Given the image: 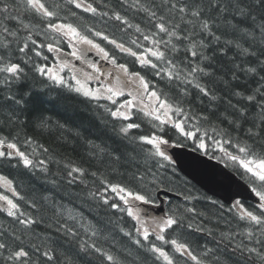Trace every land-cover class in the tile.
I'll return each mask as SVG.
<instances>
[{
  "label": "snow or ice",
  "instance_id": "1",
  "mask_svg": "<svg viewBox=\"0 0 264 264\" xmlns=\"http://www.w3.org/2000/svg\"><path fill=\"white\" fill-rule=\"evenodd\" d=\"M69 3L77 9L97 14V8L92 4L80 0H69ZM133 7L146 15L148 28L142 30L137 24L135 29L144 41L151 42V47L138 53L101 31L91 28L88 31L120 52L135 57L142 69H151L154 77L174 88L175 95L163 92L139 71L130 72L127 65L118 64L115 56L72 23L52 22L58 18L59 4L45 0H0V116L3 117L0 119V158L9 162L17 159V166L22 164L31 172L38 171L43 174L45 184L50 185L44 190L46 194L42 193L38 199L25 200L12 187L11 181L0 177L6 181L13 197L24 201L30 210L23 211L17 199L0 194V201L4 202L0 209L18 225L10 232L0 231V264H124L119 251L112 250L114 245L105 248L95 239L99 229L91 222L88 228L77 226L76 216L61 202L64 199L60 196L62 185L87 187V177L99 180L101 185L100 189L87 195L125 213L134 221L130 230L123 227L118 230L138 250L150 254L153 264L160 260L165 264H181L184 258L194 264H264V0H150L147 5L136 0ZM72 15L76 14L73 12ZM99 15L107 16L108 13ZM113 16L128 28L133 27L120 12H113ZM50 32L69 37L76 44L89 45L109 60L114 72L102 73L96 64L89 63L97 75L85 73L87 80L97 81L101 75H107L110 77L107 83L92 89L74 75L77 86L73 88L63 76L46 65H37L33 56L41 57L44 48L48 52L57 50L53 43L39 42L41 37L46 41ZM72 55L76 56L77 52ZM43 59L47 60V57ZM29 67L54 85L68 87L93 100L104 97L113 104H116L114 97L124 96V89L134 86L127 93L131 99L124 100L115 110L107 109L111 117L125 122L132 120L131 110L143 103L142 97L146 94L152 103L150 110L145 111L149 109L148 105L142 109L146 116L154 117L160 125L171 124L186 139H198L200 149L206 148L205 139L200 136L203 129V137L211 139L221 152L250 174L254 185L251 191L258 198L256 206L246 208L240 200L231 203L227 212L237 221V226L224 231L207 227L205 221H210L211 217L206 212H199L195 206H188L196 197L179 192L177 195L182 197L183 203L168 207L166 211L161 208L163 214L153 216L148 222L143 218L148 215L147 210L141 205L160 208L163 203L160 193H165L167 199V193L175 189L169 186L170 180L165 173L153 172L146 165L141 171L135 147L131 152H122L89 141V156L95 163V171L89 170L93 164L84 167L71 158L54 159L47 155L49 149L42 145L45 159H37L35 151L30 157L18 147L19 130L15 134L11 131L23 129L27 123V120L21 121L20 115L28 109L31 92L18 93L13 87H23ZM252 83L256 86L251 87ZM193 104L201 106L200 111H195ZM173 114L182 119L173 120ZM189 121L193 122V130L186 129ZM51 124L50 120L40 116L35 127L47 128ZM139 127L138 123H124L119 133L128 137L132 129ZM5 128L10 130L7 135ZM160 132L162 135L139 136L129 143L150 145L154 151L150 150L148 157L170 161L162 149L169 140L164 138L163 127ZM32 143H35L34 139L25 135L24 144ZM232 147L236 154L228 151ZM51 165H55L57 171L53 172ZM120 168L125 171L120 172ZM103 169L123 179L116 182L101 179L105 175ZM57 196H60L59 200ZM212 204L224 209L217 201ZM49 210L51 215L47 214ZM220 217H223V211L219 213L217 224ZM69 221L73 223L70 225ZM81 229L86 235L88 229H92L88 239L82 237ZM185 232L206 233L214 247L197 244L194 248L189 240L177 238ZM174 233L177 235L167 238ZM151 237L161 245L170 246L171 253L164 246H158Z\"/></svg>",
  "mask_w": 264,
  "mask_h": 264
},
{
  "label": "trees",
  "instance_id": "2",
  "mask_svg": "<svg viewBox=\"0 0 264 264\" xmlns=\"http://www.w3.org/2000/svg\"><path fill=\"white\" fill-rule=\"evenodd\" d=\"M46 3H56L60 5V11L58 18H54L52 22H66L75 25L83 34L88 35L90 39H93L96 43H99L101 47H104L111 56H115L118 64L127 65L130 72L139 71L141 75H145L152 84L158 86L160 90L169 95H175L174 88L167 86V82H161L158 77H154L151 69H142L139 62L135 57L130 56L127 53H122L116 49L113 45L102 41L100 37H95L88 31L89 28L94 31H101L108 35L110 38L116 39L120 43H124L125 47H130L133 51L138 53L146 48L151 47L150 41H144L140 33L136 32L135 25L139 24L142 30L148 28L147 18L143 11L133 7L136 0H80L81 3L92 4L97 8V14L85 12L83 9H77L73 4L69 3V0H45ZM159 2V0H157ZM142 4H149L150 0H141ZM120 12L122 16H126L129 24L133 27L128 28L120 21L115 20L113 12ZM76 15L73 16L72 13ZM107 12V16L99 15V13ZM37 19H39L37 17ZM36 23V21H33ZM41 27H43L41 25ZM132 41H136L135 44ZM39 42L53 43L54 46H60L64 50L69 49L68 37H63L61 34L49 33L48 39L45 41L43 37ZM229 55H232L229 53ZM47 57V60L43 57ZM153 60L155 58H152ZM33 60L37 65H46L50 68L57 61L55 59L54 52H48L47 48L42 50L41 57L33 56ZM28 72L27 78L23 81V87H13L15 92H31L30 104L26 112L21 113V121L27 120L23 129L13 128L12 133L15 134L19 130V142L18 147L22 151H26L31 157L33 151L36 153L37 159H45V154L42 153L41 145L44 148H48L47 155L52 156L54 159L71 158L72 160L83 164L84 167H89V164H93L90 171H95V163L90 159V145L89 141L100 147L117 148L122 152H131L135 147L138 155V161L140 169L143 171L145 165L153 172H163L170 180V187L175 189V193L183 192L184 194H191L196 197L188 206H195L199 212H206L211 220L205 221V224L209 228H219V230H228V228L235 229L237 221L233 219V216L227 212H223V217H220L219 224L217 219L219 213L222 211L218 208V205H213L212 197L208 195L204 190L199 188L193 182L189 181L175 169L173 170V163L165 161L161 157H148V152L154 151L152 146L147 144H130L129 141L139 136H151L162 135L160 128L165 130L164 138L168 139L171 143L188 145L193 148H199L198 139H186L178 130L174 129L171 124L160 125L159 121H156L154 117L146 116L143 113L135 114L130 121H122L117 118H113L109 115L107 109H116V104L120 103V100L113 104L112 101L107 99L93 100L83 96L75 91H70L68 87L61 85H54L47 79L46 76H41L31 70V67L26 69ZM70 84V83H68ZM47 85V87L45 86ZM71 85V84H70ZM251 87H255L254 83L250 84ZM74 88V86L72 85ZM188 107L185 102V108ZM195 111H200L201 106L193 104ZM43 116L52 122L50 127L39 128L35 127V123L38 117ZM3 117L0 116V119ZM163 119V116L161 117ZM173 120L182 119V117L173 114ZM128 122L138 123L140 127L138 129H132L128 137H124L119 133V128ZM189 121L186 124L187 130H193ZM63 125V127H56V125ZM9 129H4V134L9 133ZM25 135L31 136L35 143L30 145L24 144ZM201 138L205 139L206 152L212 155L214 158L219 159L226 163L233 171L237 172L240 176L248 179V176L243 171L238 162H234L228 158V156L220 151L219 146L214 144L211 139L203 137V129L200 133ZM209 136L211 132L209 131ZM219 139V137H216ZM224 147H228L224 145ZM228 151L236 154L234 147L228 148ZM164 165L163 168H159L158 165ZM52 171H57L55 165L50 166ZM105 175L103 178H107L116 182L123 179L119 175L109 174L108 169H103ZM120 172H124V168L119 169ZM0 177H5L8 181L12 182V186L20 196H23L25 200L38 199L39 196L44 193V190L50 185L45 184L43 174L37 172H31L23 167V165L17 166V159H12L10 162L7 159L0 158ZM85 185H78L68 187L62 185L60 188V196L64 199L61 201L64 208L76 216L77 226L83 225L84 228H88V223L91 222L96 229H99L98 236L95 238L99 243L105 247H112L113 251H119L124 264H153L152 258L131 243V241L124 237L118 228L123 227L126 231L130 230L134 221L127 217L125 213H121L117 210L111 209L108 206L102 205V202L94 200L88 196L87 193L95 192L101 188L100 181L94 180L92 177L85 178ZM0 192L5 193L10 198H15L21 204L23 211H30L24 201L19 200L10 193L6 192L0 186ZM57 196V199H60ZM108 196L115 200V197L108 193ZM218 202V201H217ZM177 203H183L178 199H172L170 207ZM218 204H220L218 202ZM256 205L252 203H246L245 207L252 209ZM51 215V211L47 212ZM81 214L83 218L81 219ZM67 218V217H65ZM199 223V218L196 220ZM228 222V223H226ZM73 222L69 221L71 225ZM15 225L13 218L7 217L6 213L0 209V231H12ZM39 230V229H38ZM92 229H88L86 235L84 230L81 229V235L84 239H88ZM177 234L169 235L167 238L171 239ZM177 238L183 240L187 239L192 242L195 248L197 244L205 245L208 247H214V243L206 233H191L185 232L179 235ZM153 242L154 237H151ZM91 242V241H90ZM158 246H164L166 250L171 253L170 246L161 245V242H156ZM71 255V253H68ZM191 264L190 260L184 258L181 264ZM157 264H165L163 260L157 262Z\"/></svg>",
  "mask_w": 264,
  "mask_h": 264
},
{
  "label": "water",
  "instance_id": "3",
  "mask_svg": "<svg viewBox=\"0 0 264 264\" xmlns=\"http://www.w3.org/2000/svg\"><path fill=\"white\" fill-rule=\"evenodd\" d=\"M64 57L73 58L68 54ZM76 63L80 62L76 61ZM171 152L181 169L203 185L210 193L223 198L227 202H231L235 197L258 200L246 183L221 164L186 148H173Z\"/></svg>",
  "mask_w": 264,
  "mask_h": 264
},
{
  "label": "rangeland",
  "instance_id": "4",
  "mask_svg": "<svg viewBox=\"0 0 264 264\" xmlns=\"http://www.w3.org/2000/svg\"><path fill=\"white\" fill-rule=\"evenodd\" d=\"M73 44L75 45V47L77 49L88 48L93 53L99 54L96 49L92 48L89 45L75 44V43H73ZM56 57H57V60L58 61L50 69L54 73L63 76L64 79L67 81V83H70L71 85H73L74 87H76L77 86L76 85V81L73 79V76L75 75L77 79H80L82 83H85L88 87H91L92 89H96V88H99L100 87L101 84H97V83L96 84H92V82L95 79H92V80H87L86 79L85 73H91L90 71L85 72L84 70H81L82 67L75 65V63H72V61H68L67 59H65V60L59 59V54H57ZM65 64H67L68 66L67 67H64ZM66 70H68V72H66ZM114 71H115V69L113 70V72ZM64 72H66V73H64ZM109 72H112V70H109L106 73H109ZM109 79H110V77L107 76V75H105V79L104 80L102 79L103 80V83L102 84H106ZM95 81H97V80H95ZM133 87L134 86H130V87L124 89L125 95L122 96V97H120V100L121 101H120L119 104H116L117 107H119L123 103L124 100L131 99V97H129L127 95V93L129 91H132L133 90ZM116 98L117 97H114L113 99H116ZM142 100H143V103L142 104H138L136 107H134L131 110L132 111V115H134L135 113H138V114L143 113L144 111H142V109H145V105H148L149 106V109H145V111L146 110H150V107L152 106V103L149 101V98H148V96L146 94L142 97ZM168 147H169V145L162 146V149L165 151V153H166V149ZM240 168H241V166H240ZM0 186L3 189H6V192H7V190H8V192L10 191L9 188H8V186H7V184H6V181L5 180H0ZM1 194H5V193H1ZM2 203L4 204L3 201H0V204H2ZM141 206L147 210L148 215H146V216L143 217L146 221L150 222L151 221V218L153 216H157V215H155V212L148 207V205H141ZM222 211L223 212H226L225 207H224V210H222Z\"/></svg>",
  "mask_w": 264,
  "mask_h": 264
},
{
  "label": "bare ground",
  "instance_id": "5",
  "mask_svg": "<svg viewBox=\"0 0 264 264\" xmlns=\"http://www.w3.org/2000/svg\"><path fill=\"white\" fill-rule=\"evenodd\" d=\"M56 49H57V50L54 51L55 56H56L57 54H62L63 57L66 55V54H64V53L62 52V51H63V48H61L60 46H56ZM95 54H96V53H95ZM98 55H100V54H98ZM64 59H67L68 61H72V62L74 61L73 58L70 59V58H68V57H64ZM56 61H58V60L56 59ZM56 63H57V62H56ZM56 63H55V64H56ZM53 65H54V64H53ZM53 65H52V66H53ZM75 65L82 67V65H81L80 63H75ZM52 66H51V67H52ZM51 67H50V68H51ZM50 68H49V69H50ZM90 72H91V71H90ZM65 81H66V80H65ZM102 99H104V98H102ZM135 114H138V113H135ZM135 114H134V115H135ZM134 115H133V116H134ZM178 145L182 146L181 144H178ZM167 155H169V157L171 158V159H170V162L174 163V162H175V157H174L173 153H168ZM227 167H228V166H227ZM228 168H230V167H228ZM230 169H231V168H230ZM231 170H232V169H231ZM223 210H224V209H223ZM190 262H191V264H194V262H192V261H190Z\"/></svg>",
  "mask_w": 264,
  "mask_h": 264
}]
</instances>
